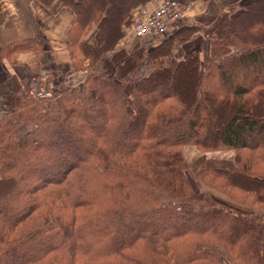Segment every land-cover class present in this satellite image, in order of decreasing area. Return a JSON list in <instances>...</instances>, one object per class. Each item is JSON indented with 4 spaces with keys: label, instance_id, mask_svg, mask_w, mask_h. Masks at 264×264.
Segmentation results:
<instances>
[{
    "label": "trees",
    "instance_id": "16d2710c",
    "mask_svg": "<svg viewBox=\"0 0 264 264\" xmlns=\"http://www.w3.org/2000/svg\"><path fill=\"white\" fill-rule=\"evenodd\" d=\"M154 1L67 0L68 74L85 72L81 85L33 98L24 82L5 98L0 264H219V247L264 264V0L220 15L200 50L183 49L189 26L120 48ZM189 145L235 157L205 160L194 188Z\"/></svg>",
    "mask_w": 264,
    "mask_h": 264
},
{
    "label": "crops",
    "instance_id": "0c3cea01",
    "mask_svg": "<svg viewBox=\"0 0 264 264\" xmlns=\"http://www.w3.org/2000/svg\"><path fill=\"white\" fill-rule=\"evenodd\" d=\"M67 0H0V101L16 92L24 82L36 81L51 87L57 77L68 74L70 64L66 50V36L73 20V11ZM158 1V0H157ZM181 15L177 25L195 29L194 35L184 43L185 52L200 50L204 45L203 34L213 27L223 13L237 11L250 0H176ZM155 1L146 6L151 9ZM132 27L124 30L120 48L131 50L138 43ZM30 43L31 49L9 54L7 46ZM144 47L152 45L139 40ZM187 146L184 147L185 152ZM225 151L200 155H220ZM228 156L233 160L235 154Z\"/></svg>",
    "mask_w": 264,
    "mask_h": 264
},
{
    "label": "built area",
    "instance_id": "2783aa9c",
    "mask_svg": "<svg viewBox=\"0 0 264 264\" xmlns=\"http://www.w3.org/2000/svg\"><path fill=\"white\" fill-rule=\"evenodd\" d=\"M180 7L176 0H158L151 9H143L133 16L132 30L134 36L148 44L167 36L180 20ZM28 91L33 98L50 95L49 91L40 88L38 82Z\"/></svg>",
    "mask_w": 264,
    "mask_h": 264
},
{
    "label": "rangeland",
    "instance_id": "374dc122",
    "mask_svg": "<svg viewBox=\"0 0 264 264\" xmlns=\"http://www.w3.org/2000/svg\"><path fill=\"white\" fill-rule=\"evenodd\" d=\"M142 42L145 43V41L143 40ZM138 43L139 40H138ZM152 44L153 43H156V41L154 42H151ZM141 44V43H140ZM86 76V73L85 72H77V73H73L72 75H69V74H63L62 77H57V81H61V82H58V83H55L53 86L51 87H54L55 85H58L59 83H61L60 87H63L67 84H71V85H78L80 83H82V80L85 78ZM28 83V88H27V91H29L31 89V87L35 84L33 81H29L27 82ZM41 89L45 90V91H49V87L47 86H41L39 85ZM50 92V91H49ZM4 103H5V98L3 100L0 101V116L2 114H4V111H5V106H4ZM184 149V148H183ZM222 151H225L224 153L220 154V155H208L211 157V159H206V156L204 155H200V154H203L202 152L198 151L194 146H187V149H185V152H183V156L185 158V162H186V165H187V169H188V172H187V176H188V181L190 182V184L194 187V188H198V186H196L195 184V179L193 178L195 174L198 173L199 171V165L203 164L205 162V160H210L212 162H215L216 165H220V163H229V162H232L233 160H229V159H226V158H229L228 156H232V153L228 152V151H232V150H222ZM234 152V151H233ZM235 154V152H234ZM235 157V156H234ZM234 159V158H233ZM201 187H199V189L201 190ZM206 189V188H205ZM212 196L219 202H222L226 205H228L230 208H232L233 210L239 212V213H256L258 211H256L255 209H252V208H249V206H246V205H239V204H236V203H233V202H230L226 196H224L223 194H220L218 192H211ZM219 251H220V256H219V264H233L229 258L227 257L225 251L223 250V248L219 247L218 248ZM53 264V263H52Z\"/></svg>",
    "mask_w": 264,
    "mask_h": 264
}]
</instances>
